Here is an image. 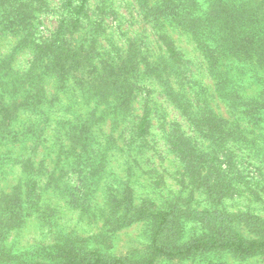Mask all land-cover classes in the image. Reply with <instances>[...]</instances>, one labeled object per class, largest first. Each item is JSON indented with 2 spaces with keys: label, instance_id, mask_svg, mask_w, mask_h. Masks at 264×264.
<instances>
[{
  "label": "rangeland",
  "instance_id": "374dc122",
  "mask_svg": "<svg viewBox=\"0 0 264 264\" xmlns=\"http://www.w3.org/2000/svg\"><path fill=\"white\" fill-rule=\"evenodd\" d=\"M81 1L21 0L33 10L26 30L0 24L5 80H20L31 67L34 50L24 42L28 32L31 39L48 41L65 23L62 39L72 46H91L99 67L106 60L120 63L131 47L140 52L138 70L127 80L134 93L120 106L114 96L98 90L93 113L94 99L87 98L82 86L73 79L59 85L55 73L37 66L33 75L41 76L45 103L38 109L22 108L0 131V203L20 196L27 200L25 218L0 237V264H26L44 249L76 239L110 256L142 250L150 244L152 223L133 216L145 203L153 211L218 210L235 230L260 237L242 216L264 220V121L260 126L248 123L240 111L256 95V74H264V64L227 52L225 82L218 81L198 40L175 22L170 6L162 7L171 0H87V16L72 28L71 9ZM248 1L264 18V0ZM261 24L264 28V19ZM101 73L92 76L98 79ZM30 85L25 83V90L16 94L19 100ZM227 88L235 92L230 102L222 95ZM202 108L237 124L236 136L223 144L207 137L195 119ZM145 113L150 124L140 136L137 129ZM177 137L192 142L214 165L223 162L231 188L222 190V198L195 183L172 145ZM213 180L214 175L208 181ZM1 210L0 205V221ZM124 219L129 222L122 225ZM156 264H264V255L213 252Z\"/></svg>",
  "mask_w": 264,
  "mask_h": 264
},
{
  "label": "trees",
  "instance_id": "16d2710c",
  "mask_svg": "<svg viewBox=\"0 0 264 264\" xmlns=\"http://www.w3.org/2000/svg\"><path fill=\"white\" fill-rule=\"evenodd\" d=\"M67 3L71 6L70 2ZM164 6H170L171 12L175 13V22L198 40L218 81L225 82V79H222L226 75L222 63L227 52L234 54L232 56L237 59L245 57L244 60L249 62L256 57L259 64H264V28L261 24L264 18L259 16V7L248 0H171L162 5ZM86 10L87 0H82L71 9L75 15L72 28L80 23L82 16H87ZM31 16L33 10L26 8L21 0H0V24L4 29L22 27L26 30L30 25ZM64 27L65 23L61 25L56 36L48 41L39 42L31 39L29 32L26 34L27 39L24 42L32 46L34 60L20 80L6 81L2 72L6 71L7 65H0V131L5 132L6 126L9 127L22 108L38 109L45 103L43 88L38 81L41 76L33 75L39 65H44L46 73H55L59 85L73 79L77 85L82 86L90 100L95 98L98 90L104 89V92L119 101L120 106L130 101L134 90L127 80L133 71L138 70L140 52L131 47L126 58L120 63L114 64L106 60L101 62L99 67L95 63V53L91 46H72L62 39ZM165 43L168 50L174 54L175 61H180L171 41L165 38ZM230 62L234 64L233 60ZM95 71H102L98 79L92 76ZM256 78L259 89L255 96L247 99L240 111V118L260 126L264 121V74L257 73ZM25 83L31 84L32 89L24 93L23 100H19L16 94H19L22 88L25 90ZM234 94L232 88L222 90V95L229 102L234 98ZM94 102L95 105L91 109L93 113L99 104L95 99ZM195 119L203 130L205 128V135L215 138L220 144L236 136L237 124L218 120L211 112H205L204 108ZM149 124L148 113H145L137 129L138 135L146 134ZM172 145L185 162L186 170L191 173L195 183L205 184L215 198L225 195L222 191L224 188L230 190L231 185L223 170V162L214 165L213 160L207 158V154L198 152L192 142L181 137H177ZM230 160H226L229 166ZM212 175L214 180L208 181ZM26 201L20 196L0 203V237L18 226L25 218ZM242 218L251 229L260 232L261 236L248 238L235 230L230 219L218 210L186 213L171 207L153 211L145 203L135 211L133 220H150L152 223L151 241L146 248L126 256H110L90 249L83 245L81 240L76 239L44 249L40 257L26 264H156L162 259L186 260L213 252H229L240 257L264 255V220L246 216ZM127 222L129 221L124 219L121 224ZM186 231H189L188 239H185Z\"/></svg>",
  "mask_w": 264,
  "mask_h": 264
}]
</instances>
